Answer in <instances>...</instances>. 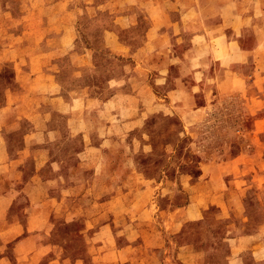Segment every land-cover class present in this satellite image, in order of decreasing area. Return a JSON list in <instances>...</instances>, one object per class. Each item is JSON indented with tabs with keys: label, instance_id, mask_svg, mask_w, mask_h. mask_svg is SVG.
Returning <instances> with one entry per match:
<instances>
[{
	"label": "rangeland",
	"instance_id": "obj_1",
	"mask_svg": "<svg viewBox=\"0 0 264 264\" xmlns=\"http://www.w3.org/2000/svg\"><path fill=\"white\" fill-rule=\"evenodd\" d=\"M4 114L0 236L34 204L61 220L58 187L152 264H264V0H0ZM43 229V264H113L93 230Z\"/></svg>",
	"mask_w": 264,
	"mask_h": 264
},
{
	"label": "crops",
	"instance_id": "obj_2",
	"mask_svg": "<svg viewBox=\"0 0 264 264\" xmlns=\"http://www.w3.org/2000/svg\"><path fill=\"white\" fill-rule=\"evenodd\" d=\"M4 96H6V94ZM5 98L8 100L7 97ZM0 120L4 125V130H6V124L10 125L12 122L18 123L15 117L6 114L0 116ZM56 124H53V127L49 128V130L54 132L60 131L59 128H56ZM11 131L12 130L7 129V131H5L7 133L6 134L0 130V163H2V166L5 164L1 161H4V158H6L9 143L10 145L12 143L11 136H9ZM48 192L51 197H56L61 200V208L56 211V216H58V219L61 220L51 222V225L47 228L45 226L46 223L41 219V208H39L37 204H34L32 212L29 214V217L24 221V223L22 222L21 229L20 231L18 230L15 238L7 239V236L1 234L0 264H31V261L32 264H43L47 260L49 261L48 263H50V261L53 262L55 257L51 255L43 256L42 252H40V244L43 243L48 236H51V233L48 234L49 232L43 228H50L49 230L56 228L59 230L63 228V225L71 227L76 226L79 230H93L95 235L98 236L97 248L103 252L105 258L110 260L113 264H152L151 257L149 256L150 254L147 252L148 249L146 247L141 248L137 243L139 242V235L135 238H129V235L134 233L129 234L128 227L122 224L119 220H111L106 208L97 210L96 217L92 218V223L78 221L85 210V201L89 199L88 191H82L79 193V196L77 197L79 201L77 205L78 207L75 208L70 207L67 204L68 201H65L68 200L69 197L63 201V196L61 195L62 191L58 187L50 189ZM5 193L1 196L9 198L10 195ZM49 194H46V196H49ZM62 202L66 203V208L62 207ZM74 216H76L77 219H75ZM10 228H12L11 225L6 227L7 230ZM122 238L126 241L124 249L119 248V241ZM148 244L153 246L155 244L154 240L150 241ZM40 255L44 258L42 261ZM81 263L91 264L89 261L87 262L85 257H82Z\"/></svg>",
	"mask_w": 264,
	"mask_h": 264
}]
</instances>
